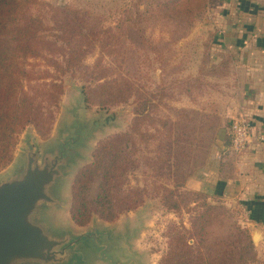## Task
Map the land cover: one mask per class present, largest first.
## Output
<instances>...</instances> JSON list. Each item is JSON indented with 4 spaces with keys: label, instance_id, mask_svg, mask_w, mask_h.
Listing matches in <instances>:
<instances>
[{
    "label": "rangeland",
    "instance_id": "rangeland-1",
    "mask_svg": "<svg viewBox=\"0 0 264 264\" xmlns=\"http://www.w3.org/2000/svg\"><path fill=\"white\" fill-rule=\"evenodd\" d=\"M41 1L52 7L71 6L86 12L88 25L98 31L116 25L122 11L132 9L131 3L135 0ZM212 8L207 7L202 19L194 23L183 39L167 46L164 43L170 42L168 26L160 22L147 26L144 38L156 44L161 56L145 52L136 39L125 41V37H121L123 46L113 51V56L103 54L95 46L84 57L82 66H92L100 60L109 71H117L133 84L132 98L127 103L109 109L84 103L81 87L85 81L79 67L73 76H57L60 80L56 82L63 86V94L56 105L48 107L54 114L48 135L41 138L32 127L18 135L12 161L0 172V182L20 175L29 154H35L39 166L45 158L48 162L56 160L59 176L48 191L55 203H41L35 218L49 234L55 237L67 234L66 245L76 244L83 238L80 246L63 248L64 261L52 264H161L168 252L172 229L189 228L190 214L166 212L160 206L162 191L171 188L174 181L184 180L185 176L183 189L192 191L186 187L188 178L205 168L213 150L218 152L222 146L229 150V128L233 113L238 112V92L242 85L241 77L230 67L224 54L227 49L224 52L217 46V39L225 34L216 29V24L221 26L222 21ZM225 16L229 18L227 13ZM44 24L46 28L53 27L48 16ZM42 34L62 48L58 32ZM131 42L133 46L129 47ZM55 58L63 61L60 55ZM29 62L32 74L47 70L55 75L42 59ZM223 70L227 74L222 77ZM192 79H202L203 83L199 86L191 83L185 92L183 82ZM41 82L24 86L30 90ZM135 106L139 111L144 109L145 118L131 138L128 153L131 164L125 170L123 183L144 189L146 201L113 223L93 217L87 227L76 228L68 216L71 181L78 169L92 161V154L101 142L129 131ZM165 118L177 121L176 126L182 130L174 134V130L161 129L159 120ZM174 139L176 142L170 150L168 145ZM165 145L169 151L166 154ZM208 202L219 204L209 199ZM256 250L260 252L262 248ZM257 252L255 264H264V258L257 259Z\"/></svg>",
    "mask_w": 264,
    "mask_h": 264
},
{
    "label": "trees",
    "instance_id": "trees-1",
    "mask_svg": "<svg viewBox=\"0 0 264 264\" xmlns=\"http://www.w3.org/2000/svg\"><path fill=\"white\" fill-rule=\"evenodd\" d=\"M215 2L135 0L132 9L122 11L116 25L97 31L88 25L86 12L71 6L52 7L41 0H0V172L11 163L17 137L25 128L32 127L41 138L48 135L54 117L48 107L56 105L63 94V86L56 82L59 77L73 76L80 67L85 81L81 87L83 101L100 109L127 103L132 98L133 84L117 71H109L100 60L92 66H82V60L93 47L113 56V51L123 46L121 37H125V41L136 39L145 52L161 56L156 44L144 38L146 27L158 22L167 25L170 42L164 45L177 43ZM47 16L52 28L44 24ZM48 31L59 33L63 49L43 37L42 33ZM57 55L63 58L62 62L55 58ZM38 59L55 75L47 70L32 74L29 61ZM226 74L221 71L222 77ZM46 79L50 81L47 83ZM35 81L42 82L36 88L25 89L24 84ZM183 83L186 92L191 83L199 86L203 81L192 79ZM135 107L129 131L101 142L92 154V161L78 169L71 181L68 216L76 228L87 227L93 217L113 223L146 201L144 189L123 183L125 170L131 164L128 154L131 138L145 118L144 109L139 111ZM159 124L166 132L174 130L176 134L182 130L176 126L177 121L169 118L159 120ZM175 142V139L169 142L170 150ZM168 147L165 145V154ZM228 165L226 161L220 164L222 177L230 175L226 171ZM184 180H176L171 188H164L160 198V206L166 212L190 214L188 229L183 226L172 229L168 252L161 264H255V247L248 231L237 223L236 212L220 203H209L201 192L184 190Z\"/></svg>",
    "mask_w": 264,
    "mask_h": 264
},
{
    "label": "crops",
    "instance_id": "crops-1",
    "mask_svg": "<svg viewBox=\"0 0 264 264\" xmlns=\"http://www.w3.org/2000/svg\"><path fill=\"white\" fill-rule=\"evenodd\" d=\"M212 7L222 21L216 29L225 34L217 39V46L224 52L227 49L224 54L230 67L242 79L233 121H249L251 141L241 153L223 146L218 152L213 150L211 160L188 178L186 187L234 210L238 224L251 238L256 235L252 243L262 248L256 250L260 259L264 258V0H217ZM225 161L229 163L228 178L220 173Z\"/></svg>",
    "mask_w": 264,
    "mask_h": 264
},
{
    "label": "water",
    "instance_id": "water-1",
    "mask_svg": "<svg viewBox=\"0 0 264 264\" xmlns=\"http://www.w3.org/2000/svg\"><path fill=\"white\" fill-rule=\"evenodd\" d=\"M34 156L29 154L20 175L0 182V264L62 262L66 258L63 248L80 246L83 239L80 236L76 244L66 245L67 234L55 237L37 222L39 205L55 203L48 191L59 172L56 160L45 158L39 166ZM251 239L255 243L256 235Z\"/></svg>",
    "mask_w": 264,
    "mask_h": 264
},
{
    "label": "built area",
    "instance_id": "built-area-1",
    "mask_svg": "<svg viewBox=\"0 0 264 264\" xmlns=\"http://www.w3.org/2000/svg\"><path fill=\"white\" fill-rule=\"evenodd\" d=\"M251 128L245 118L234 120L229 128V150L233 153H241L251 141ZM264 140V139H263Z\"/></svg>",
    "mask_w": 264,
    "mask_h": 264
}]
</instances>
